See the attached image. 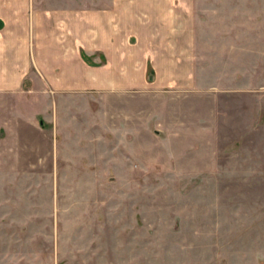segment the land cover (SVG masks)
<instances>
[{"label":"rangeland","instance_id":"1","mask_svg":"<svg viewBox=\"0 0 264 264\" xmlns=\"http://www.w3.org/2000/svg\"><path fill=\"white\" fill-rule=\"evenodd\" d=\"M233 1L207 25L260 28L264 39V0ZM248 43L241 60L210 59L219 82L198 84L212 91L193 110L175 103L166 145L150 107L138 111L147 127L133 123L113 147L92 129V93L55 98L50 116L42 98L27 115L26 99L4 96L0 105L19 100L21 112L2 116L0 264H264V41ZM235 72L243 78L227 81Z\"/></svg>","mask_w":264,"mask_h":264},{"label":"crops","instance_id":"2","mask_svg":"<svg viewBox=\"0 0 264 264\" xmlns=\"http://www.w3.org/2000/svg\"><path fill=\"white\" fill-rule=\"evenodd\" d=\"M232 2L0 0V100L7 95L26 99L25 114L29 115L36 110V100L42 98L39 109L46 113L48 108L50 116V109L57 107L55 98L66 97L74 104L84 93H92L97 103L91 112L92 129L99 139L105 131L111 135L113 147L126 145L133 123L148 125V118L141 121L138 114L150 107L156 115L154 136L166 145L169 127L177 121L175 103L188 101V110H193L190 103L196 96L212 91L211 86L198 84L219 82L211 78L215 67L210 61L214 58L225 65L233 62V56L241 60L249 39L258 45L264 41L260 28L207 25L208 20L221 19ZM82 53L91 56V66L85 64ZM242 78L235 72L227 81ZM131 98L144 99L143 107L133 110ZM158 101L169 102L175 110L163 109ZM9 104L8 109L0 105V131L6 129L4 134L10 131L2 117L5 112L11 120H20L19 100ZM16 132L18 140L21 136L18 129ZM3 137L0 163L9 140ZM119 153L128 158L126 152Z\"/></svg>","mask_w":264,"mask_h":264}]
</instances>
